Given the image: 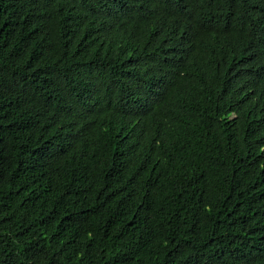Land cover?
Masks as SVG:
<instances>
[{"label": "trees", "instance_id": "1", "mask_svg": "<svg viewBox=\"0 0 264 264\" xmlns=\"http://www.w3.org/2000/svg\"><path fill=\"white\" fill-rule=\"evenodd\" d=\"M0 264H264V0H0Z\"/></svg>", "mask_w": 264, "mask_h": 264}]
</instances>
